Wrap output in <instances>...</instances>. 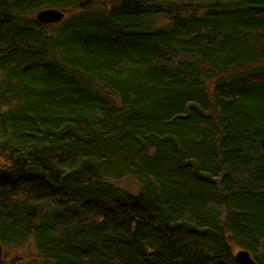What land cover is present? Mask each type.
I'll use <instances>...</instances> for the list:
<instances>
[{
  "label": "trees",
  "instance_id": "obj_1",
  "mask_svg": "<svg viewBox=\"0 0 264 264\" xmlns=\"http://www.w3.org/2000/svg\"><path fill=\"white\" fill-rule=\"evenodd\" d=\"M0 160L1 264H264V0H0Z\"/></svg>",
  "mask_w": 264,
  "mask_h": 264
},
{
  "label": "rangeland",
  "instance_id": "obj_2",
  "mask_svg": "<svg viewBox=\"0 0 264 264\" xmlns=\"http://www.w3.org/2000/svg\"><path fill=\"white\" fill-rule=\"evenodd\" d=\"M48 9H56V8H48ZM3 165H4L3 162L0 160V167H2ZM121 186L132 192H136L139 188L137 182L131 178L122 181ZM232 252L236 256L239 252H241V250L236 246L232 245ZM5 253L7 254L6 250L4 249V255ZM35 256H36L35 247L34 244L31 242L21 249L12 248L9 251L8 262L10 264H15L17 261L21 260L24 263H28L29 261H32Z\"/></svg>",
  "mask_w": 264,
  "mask_h": 264
},
{
  "label": "water",
  "instance_id": "obj_3",
  "mask_svg": "<svg viewBox=\"0 0 264 264\" xmlns=\"http://www.w3.org/2000/svg\"><path fill=\"white\" fill-rule=\"evenodd\" d=\"M65 18V13L57 9H45L37 13L36 19L45 25H56L61 23ZM3 246L0 243V264L3 262ZM236 259L243 264H256L250 253L241 250L236 256Z\"/></svg>",
  "mask_w": 264,
  "mask_h": 264
},
{
  "label": "bare ground",
  "instance_id": "obj_4",
  "mask_svg": "<svg viewBox=\"0 0 264 264\" xmlns=\"http://www.w3.org/2000/svg\"><path fill=\"white\" fill-rule=\"evenodd\" d=\"M3 251H4V248H3ZM236 256H237V255H236ZM236 256H235V257H236Z\"/></svg>",
  "mask_w": 264,
  "mask_h": 264
}]
</instances>
